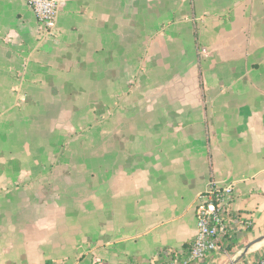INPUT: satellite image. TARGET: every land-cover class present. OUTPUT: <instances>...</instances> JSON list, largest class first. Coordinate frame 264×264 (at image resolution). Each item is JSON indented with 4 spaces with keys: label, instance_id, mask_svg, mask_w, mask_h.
Masks as SVG:
<instances>
[{
    "label": "crops",
    "instance_id": "0c3cea01",
    "mask_svg": "<svg viewBox=\"0 0 264 264\" xmlns=\"http://www.w3.org/2000/svg\"><path fill=\"white\" fill-rule=\"evenodd\" d=\"M211 180L194 264L264 236V0H62L51 33L0 0V264H162Z\"/></svg>",
    "mask_w": 264,
    "mask_h": 264
},
{
    "label": "built area",
    "instance_id": "2783aa9c",
    "mask_svg": "<svg viewBox=\"0 0 264 264\" xmlns=\"http://www.w3.org/2000/svg\"><path fill=\"white\" fill-rule=\"evenodd\" d=\"M36 17L39 26L46 33L55 29L58 11L62 0H25ZM199 55L208 56L204 47L198 49ZM233 185L211 180L207 188L200 192L194 204L196 233L185 254L172 253L162 264H194L212 252H220L221 238L226 234L232 218H227L233 198ZM264 264V254L250 262Z\"/></svg>",
    "mask_w": 264,
    "mask_h": 264
},
{
    "label": "water",
    "instance_id": "95a60500",
    "mask_svg": "<svg viewBox=\"0 0 264 264\" xmlns=\"http://www.w3.org/2000/svg\"><path fill=\"white\" fill-rule=\"evenodd\" d=\"M263 240H264V236H260V237H258V238H255L254 240L248 242V243L244 246V248H243V250L240 252V254H239L236 258H234L233 260H231L228 264H237V263L241 260V258H242V257L248 252V250H249L254 244L259 243V242H261V241H263Z\"/></svg>",
    "mask_w": 264,
    "mask_h": 264
},
{
    "label": "rangeland",
    "instance_id": "374dc122",
    "mask_svg": "<svg viewBox=\"0 0 264 264\" xmlns=\"http://www.w3.org/2000/svg\"><path fill=\"white\" fill-rule=\"evenodd\" d=\"M263 241H261V242H263ZM254 245L251 247L252 249L250 248V250L248 251V255H246L248 260L256 259V257L260 254V252L264 250V242L261 245H259L258 247L254 246ZM237 264H247V261H245L244 259H241Z\"/></svg>",
    "mask_w": 264,
    "mask_h": 264
},
{
    "label": "bare ground",
    "instance_id": "6f19581e",
    "mask_svg": "<svg viewBox=\"0 0 264 264\" xmlns=\"http://www.w3.org/2000/svg\"><path fill=\"white\" fill-rule=\"evenodd\" d=\"M264 242V241H263ZM263 242H260V243H257V244H255L254 246H259V245H261ZM252 249V248H251Z\"/></svg>",
    "mask_w": 264,
    "mask_h": 264
}]
</instances>
